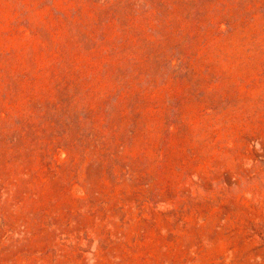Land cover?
Instances as JSON below:
<instances>
[{"label": "rangeland", "instance_id": "1", "mask_svg": "<svg viewBox=\"0 0 264 264\" xmlns=\"http://www.w3.org/2000/svg\"><path fill=\"white\" fill-rule=\"evenodd\" d=\"M0 264H264V0H0Z\"/></svg>", "mask_w": 264, "mask_h": 264}]
</instances>
